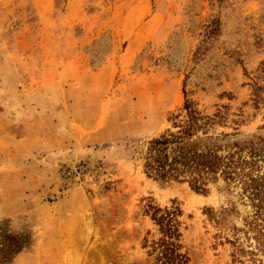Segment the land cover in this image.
Masks as SVG:
<instances>
[{
  "label": "rangeland",
  "instance_id": "1",
  "mask_svg": "<svg viewBox=\"0 0 264 264\" xmlns=\"http://www.w3.org/2000/svg\"><path fill=\"white\" fill-rule=\"evenodd\" d=\"M185 100L264 134V0H0V239H24L6 264H154L149 205L182 212L189 264H264L240 186L143 173ZM82 163L107 178L60 182Z\"/></svg>",
  "mask_w": 264,
  "mask_h": 264
},
{
  "label": "trees",
  "instance_id": "2",
  "mask_svg": "<svg viewBox=\"0 0 264 264\" xmlns=\"http://www.w3.org/2000/svg\"><path fill=\"white\" fill-rule=\"evenodd\" d=\"M209 28L208 35H213L218 31V22H212ZM225 120L223 113L206 115L185 100L181 112L171 116V128L148 141L143 173L162 183H186L199 194L207 193L209 185L220 181L228 188L240 186L242 194L255 207L256 214L262 215L264 134L243 136L236 130L217 132L216 127ZM147 209L160 234L151 247V253L156 254L154 264H189L187 254L182 252L177 221L182 212L175 208L161 210L152 205ZM252 227L263 235L261 228H256L255 224ZM1 237L0 264H6L24 248V239L10 232Z\"/></svg>",
  "mask_w": 264,
  "mask_h": 264
},
{
  "label": "built area",
  "instance_id": "3",
  "mask_svg": "<svg viewBox=\"0 0 264 264\" xmlns=\"http://www.w3.org/2000/svg\"><path fill=\"white\" fill-rule=\"evenodd\" d=\"M107 178L105 169L102 166L89 164H76L65 168L59 173V180L64 185H77L83 187L88 183L100 184Z\"/></svg>",
  "mask_w": 264,
  "mask_h": 264
}]
</instances>
